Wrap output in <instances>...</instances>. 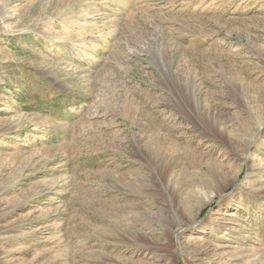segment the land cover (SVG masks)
I'll list each match as a JSON object with an SVG mask.
<instances>
[{
  "label": "rangeland",
  "instance_id": "1",
  "mask_svg": "<svg viewBox=\"0 0 264 264\" xmlns=\"http://www.w3.org/2000/svg\"><path fill=\"white\" fill-rule=\"evenodd\" d=\"M0 264H264V0H0Z\"/></svg>",
  "mask_w": 264,
  "mask_h": 264
},
{
  "label": "bare ground",
  "instance_id": "2",
  "mask_svg": "<svg viewBox=\"0 0 264 264\" xmlns=\"http://www.w3.org/2000/svg\"><path fill=\"white\" fill-rule=\"evenodd\" d=\"M212 200V198H210V200L209 201H211ZM213 201V200H212Z\"/></svg>",
  "mask_w": 264,
  "mask_h": 264
}]
</instances>
